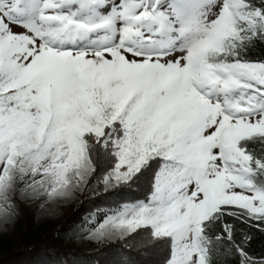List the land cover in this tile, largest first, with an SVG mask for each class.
Segmentation results:
<instances>
[{
	"label": "snow or ice",
	"instance_id": "6c2138e0",
	"mask_svg": "<svg viewBox=\"0 0 264 264\" xmlns=\"http://www.w3.org/2000/svg\"><path fill=\"white\" fill-rule=\"evenodd\" d=\"M264 0H0V220L17 201L151 173L90 233L147 230L162 264H264Z\"/></svg>",
	"mask_w": 264,
	"mask_h": 264
},
{
	"label": "trees",
	"instance_id": "16d2710c",
	"mask_svg": "<svg viewBox=\"0 0 264 264\" xmlns=\"http://www.w3.org/2000/svg\"><path fill=\"white\" fill-rule=\"evenodd\" d=\"M245 59L264 61V43L257 42L249 48ZM98 174L102 176L107 164L95 160ZM151 173H145L138 181L112 185L104 194L90 196L83 191L78 202L69 206L62 229L73 228L92 232L108 216H115L125 204L142 200L149 191ZM225 221L235 228V241L242 244L251 257H264V224L258 222L241 223L238 219L225 217ZM61 231V228H55ZM51 231H47L34 245L16 252H6L0 256V264H162L164 250L153 240L147 230L122 233L103 242L97 249L57 248L45 243ZM239 258L231 256L229 264H237Z\"/></svg>",
	"mask_w": 264,
	"mask_h": 264
},
{
	"label": "rangeland",
	"instance_id": "374dc122",
	"mask_svg": "<svg viewBox=\"0 0 264 264\" xmlns=\"http://www.w3.org/2000/svg\"><path fill=\"white\" fill-rule=\"evenodd\" d=\"M102 176L98 174L97 168L87 185H81L64 198L52 201L42 199L17 201V211L14 216L7 221L0 220V256L6 252H16L19 249L31 247L47 231L52 233L50 232L51 234L44 238L45 243L66 249H97L103 242L121 235L119 230L112 229L111 235L97 239L90 236L93 231H75L73 228L62 229L61 227L66 221L69 206L78 202L83 191L89 192L90 196H95L104 194L114 185V182L105 185L101 179ZM55 228L62 230L58 231Z\"/></svg>",
	"mask_w": 264,
	"mask_h": 264
}]
</instances>
